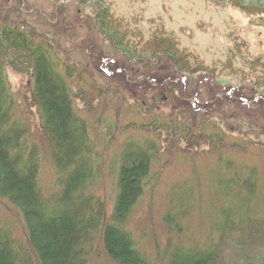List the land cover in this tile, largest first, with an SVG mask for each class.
Listing matches in <instances>:
<instances>
[{"label":"trees","instance_id":"1","mask_svg":"<svg viewBox=\"0 0 264 264\" xmlns=\"http://www.w3.org/2000/svg\"><path fill=\"white\" fill-rule=\"evenodd\" d=\"M64 1L79 3L86 13L93 11L88 20L109 50L97 52L95 43L91 45L89 56L100 71L112 76L119 70L122 77L132 76V83H125L134 88L129 97L119 90L110 91L114 98L108 97L111 102L130 100V112L120 109L116 126L103 116L96 127H105L103 137L112 142L97 144L75 101L89 105L96 97L102 99L103 83L93 76L94 84L86 70L65 59L58 34L48 39L47 31L26 19L30 8L25 9V0H0V199L18 209L23 223L18 232L12 220L0 221V264H91L96 244L109 264H264V200L260 198L264 165L237 164L236 156L254 155L251 143L228 136L214 117L222 103L264 109V67L259 71L255 62L251 64L252 81L245 74L241 84L252 94L247 98L240 88L225 86L216 67H206L182 52L164 32L142 40L138 28L132 30L114 17L109 0ZM211 1L229 3L243 12L258 7V14L264 16V0ZM253 1L258 3L254 6ZM74 22L81 24L78 18ZM56 25L64 35V26ZM247 57L243 60L251 63ZM154 68H160L159 77L152 73ZM10 69L29 77V94L55 169L52 189L39 180L38 148L23 142L27 127L13 119L15 102L6 80ZM165 71L169 73L161 75ZM78 85L82 87L75 93ZM203 88L211 91L210 99L203 97ZM114 105L109 108L116 109ZM253 123L248 131L264 136ZM115 142L122 143L121 153L110 150ZM198 150L201 157L213 155L218 166L207 175L193 174L171 186L165 197L169 210L163 216L171 234L167 247L157 248L154 255L143 252L126 225L151 184L155 166L163 157L189 158ZM103 169H109L115 181L110 213L107 196L94 193ZM208 175L215 180L201 181ZM208 187L222 194L207 204L205 214L209 192L204 196L198 190ZM193 214L208 220L209 229H197L198 241L184 235Z\"/></svg>","mask_w":264,"mask_h":264},{"label":"rangeland","instance_id":"2","mask_svg":"<svg viewBox=\"0 0 264 264\" xmlns=\"http://www.w3.org/2000/svg\"><path fill=\"white\" fill-rule=\"evenodd\" d=\"M109 2L114 17L127 22V26H130L132 30L138 28L142 32V40L149 39L155 33L164 32L178 42L182 52L197 57L206 67H216L218 78L225 86L233 87L232 85H234L236 86L234 90L240 88L241 91L239 92H242L244 97L249 98L252 95L248 91L249 87L247 90L243 89L245 85L241 82L244 81L245 74L248 75V81L253 80L249 73L253 62L257 65L255 66L256 69L261 68L259 71L264 67V16L258 14V7L252 11L243 12L229 3L219 4L211 0H109ZM25 3L28 5L25 9L30 8V12H26L30 16L26 15V19L39 30L47 31L48 39H52L55 33L58 34L57 39L59 44H62L65 59L72 62L74 67L86 70L92 77L94 84V77L103 83L102 88L105 89V92L102 99L99 100L100 96L96 97L93 101L88 102L89 105L79 99L75 103L79 115L87 118L90 122L94 141L97 144L108 146L112 141L108 136L103 137L105 127L98 126L97 128L96 125L105 117L111 122V125L116 126L120 121V109L124 112H130V107H127L128 104L131 106L130 100L125 99V103H120L117 99H112L111 102V98L108 97H115L111 96L110 93L114 90L126 91V97H129L134 88L128 89L125 83H132V76L125 75L123 78L119 74V70H115L114 73L110 71L113 74L108 76L100 71L97 64H94L90 58L89 55L93 53V46H91L93 42L96 46L95 51L108 50V45L104 43L100 34L93 27L92 21L88 20L90 16L93 18L92 10H89L88 14L83 11L79 3L64 0H25ZM257 3V1H253L252 5L255 6ZM60 14L62 15L60 16ZM77 18L81 22L79 25L74 22V19ZM58 23L64 26L66 30L64 35L62 30L60 31L59 25H56ZM233 54H235V58ZM193 56L192 59H194ZM244 56H248L247 58L251 60V63L243 60ZM232 59L233 62H230ZM260 62H263V65ZM227 63L230 64V68H225ZM159 69L154 68L152 73L155 77L158 76ZM161 69L166 70L164 67ZM166 73L169 72L165 71L161 75ZM203 76L207 77L205 74ZM6 80L9 92L15 102L13 119L16 122L20 121L27 127L26 138L23 142L29 146L34 144L38 148L42 163L39 180L43 185L52 189L55 183V169L42 135L39 113L29 94V77L16 74L10 69L6 72ZM80 87L82 85L74 87V92L79 93ZM201 92L204 98H211L212 93L209 89L203 88ZM110 103L115 104L116 109L109 108ZM216 109L214 117L229 134L228 136L251 143L250 152L254 155L251 154L250 157L238 155L236 156L238 159H235L236 163H248L258 167L264 165V136L260 132L261 130L264 131V109H260L259 105L244 108L232 105V103H222ZM127 117L129 115L125 116L124 121L127 120ZM251 122H254L253 126L259 127L260 133L248 131ZM236 129L237 131H235ZM121 144V142H115L110 150L121 153ZM102 152L104 156L108 154L105 148ZM189 152L188 149L187 153ZM200 152L198 150L187 155L189 158H186L184 154L177 157H163L162 161L155 166L151 184L126 225V228L133 234L137 248L143 252L154 255L155 251L158 250L157 248L167 247L171 234L163 222V216L169 210L165 197L171 186L177 187L181 181L193 174L207 175L210 169H214V165L218 166L213 155L208 154L201 157ZM260 176L262 177L260 183H262L264 175L261 174ZM113 179L111 171L103 169L99 181L94 186V193L98 196H107V211L109 213L113 208V200L115 199V181ZM201 179L203 182L208 179L214 181L215 177L208 175V177ZM261 186L260 195L263 196L260 198L264 200V183ZM207 190L209 195L205 198V214L209 210L207 204L222 194L221 192H213L211 187L198 191L205 196ZM196 193L195 189V197ZM18 213V209L11 203L0 199V221L12 220L17 225L18 232H21L23 223L18 217ZM193 215L192 219L187 221L189 230L184 235L189 240L198 241L199 232L197 229L199 227L203 230L209 229L206 224L208 220L204 214V217ZM172 238L175 239V236L173 235ZM91 264H109L108 258L98 244L95 245Z\"/></svg>","mask_w":264,"mask_h":264}]
</instances>
